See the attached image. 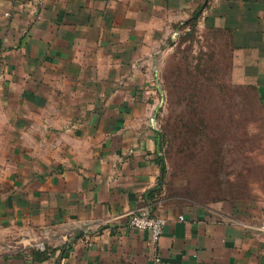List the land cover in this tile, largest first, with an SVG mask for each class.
I'll list each match as a JSON object with an SVG mask.
<instances>
[{
  "label": "crops",
  "instance_id": "1",
  "mask_svg": "<svg viewBox=\"0 0 264 264\" xmlns=\"http://www.w3.org/2000/svg\"><path fill=\"white\" fill-rule=\"evenodd\" d=\"M192 21L264 112V0H0V264H264L260 205L163 197L149 64Z\"/></svg>",
  "mask_w": 264,
  "mask_h": 264
},
{
  "label": "rangeland",
  "instance_id": "2",
  "mask_svg": "<svg viewBox=\"0 0 264 264\" xmlns=\"http://www.w3.org/2000/svg\"><path fill=\"white\" fill-rule=\"evenodd\" d=\"M223 52L194 21L155 48L148 67L163 141V197L238 198L264 208V112L227 79Z\"/></svg>",
  "mask_w": 264,
  "mask_h": 264
},
{
  "label": "built area",
  "instance_id": "3",
  "mask_svg": "<svg viewBox=\"0 0 264 264\" xmlns=\"http://www.w3.org/2000/svg\"><path fill=\"white\" fill-rule=\"evenodd\" d=\"M165 219L162 216L151 214L145 208H135L129 212L128 226L132 229L145 230L149 233L150 242L153 246L158 243V240L163 232ZM41 247V245H39ZM153 260H160L158 254L153 256Z\"/></svg>",
  "mask_w": 264,
  "mask_h": 264
},
{
  "label": "trees",
  "instance_id": "4",
  "mask_svg": "<svg viewBox=\"0 0 264 264\" xmlns=\"http://www.w3.org/2000/svg\"><path fill=\"white\" fill-rule=\"evenodd\" d=\"M162 143H163V141H162V137H161V140H160V149H162Z\"/></svg>",
  "mask_w": 264,
  "mask_h": 264
}]
</instances>
